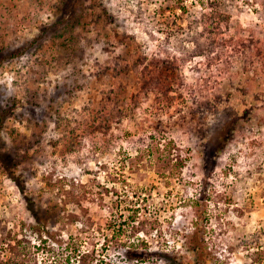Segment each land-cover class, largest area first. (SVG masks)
Returning <instances> with one entry per match:
<instances>
[{
	"label": "rangeland",
	"instance_id": "374dc122",
	"mask_svg": "<svg viewBox=\"0 0 264 264\" xmlns=\"http://www.w3.org/2000/svg\"><path fill=\"white\" fill-rule=\"evenodd\" d=\"M0 110V264H264V0H0Z\"/></svg>",
	"mask_w": 264,
	"mask_h": 264
},
{
	"label": "trees",
	"instance_id": "16d2710c",
	"mask_svg": "<svg viewBox=\"0 0 264 264\" xmlns=\"http://www.w3.org/2000/svg\"><path fill=\"white\" fill-rule=\"evenodd\" d=\"M4 116V111L0 110V119L1 117ZM227 134H220L219 137L216 140V143L214 144L215 146L213 147V149L218 152L220 150H222L224 148V142L227 140ZM0 159L2 161V164L8 174V176L14 181L16 182V185L19 187L20 191L24 194V186L23 183L20 182V180L18 179L17 176H15V174L13 173V171L10 168V163H8V157L6 156V154H4L3 152L0 151ZM214 163H215V159L212 157V154L210 152V150L208 151L207 149L204 151L203 153V163H202V174H203V182L206 181V178L209 177V175L212 173V171L214 170ZM134 212V210H133ZM110 227V223L106 224L105 229H103L102 231V236L104 241L106 240V242H103V244L105 245L107 243V238H108V229ZM119 230H122V226H119ZM99 233H101V231H99ZM199 235V231L196 230L192 237L190 238V240L188 241L189 246L192 248V250L195 253V256L197 258L201 257V251H202V247H201V242L198 240ZM69 243L68 242L65 247H64V256L61 257V263L60 264H83V258H85L86 256H88L89 251L85 252L80 250V247H78L77 245L73 246L71 249L69 247ZM126 247L125 249V256L130 258H135V259H143L145 258L149 253L147 251V249H145L144 251L138 249V245L135 242H128L125 243L124 245ZM154 255L156 256V258L165 261L166 264H183L182 261H178V259L176 258H172L171 256H169V254L165 251L162 252H157V251H153ZM150 253V254H153ZM77 256H79L77 258ZM73 258L76 259L72 260ZM78 259V261H77ZM78 262V263H77ZM198 264V263H197Z\"/></svg>",
	"mask_w": 264,
	"mask_h": 264
}]
</instances>
